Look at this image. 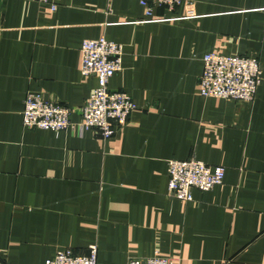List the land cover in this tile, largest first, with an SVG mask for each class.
I'll use <instances>...</instances> for the list:
<instances>
[{
	"label": "crops",
	"instance_id": "1",
	"mask_svg": "<svg viewBox=\"0 0 264 264\" xmlns=\"http://www.w3.org/2000/svg\"><path fill=\"white\" fill-rule=\"evenodd\" d=\"M53 1L0 0V260L96 244L97 264H264V0H184L149 18L138 0ZM101 36L122 45L108 86L135 102L127 122L108 138L23 127L27 91L80 122L97 84L81 42ZM206 53L259 59L253 101L199 94ZM190 158L225 174L187 201L168 192V161Z\"/></svg>",
	"mask_w": 264,
	"mask_h": 264
},
{
	"label": "built area",
	"instance_id": "2",
	"mask_svg": "<svg viewBox=\"0 0 264 264\" xmlns=\"http://www.w3.org/2000/svg\"><path fill=\"white\" fill-rule=\"evenodd\" d=\"M38 1L50 5L52 10L56 8L53 0ZM183 1L138 0V3L149 18L154 7L173 10ZM80 52L81 73L94 75L97 81L93 92L80 107V122L71 120V110L64 104L46 100L39 92L27 91L23 101V127L52 131L72 128L79 133L95 128L103 138H108L127 122L136 108L135 102L129 94L108 86L110 78L122 68V45L101 36L83 39ZM202 61L199 77V94L202 97L253 101L262 79V68L257 57L206 53ZM224 174L225 169L220 165H209L194 158L171 159L168 161L167 189L170 195L191 201L192 189L207 191L221 184ZM0 264H4L2 260ZM44 264H97V245H89L84 254L75 253L69 248L59 249ZM127 264H180V261L155 253L146 258L130 257Z\"/></svg>",
	"mask_w": 264,
	"mask_h": 264
},
{
	"label": "water",
	"instance_id": "3",
	"mask_svg": "<svg viewBox=\"0 0 264 264\" xmlns=\"http://www.w3.org/2000/svg\"><path fill=\"white\" fill-rule=\"evenodd\" d=\"M45 99V98H44Z\"/></svg>",
	"mask_w": 264,
	"mask_h": 264
}]
</instances>
